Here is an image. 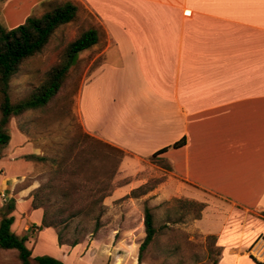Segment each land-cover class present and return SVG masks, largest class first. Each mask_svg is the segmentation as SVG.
I'll list each match as a JSON object with an SVG mask.
<instances>
[{
    "label": "crops",
    "instance_id": "0c3cea01",
    "mask_svg": "<svg viewBox=\"0 0 264 264\" xmlns=\"http://www.w3.org/2000/svg\"><path fill=\"white\" fill-rule=\"evenodd\" d=\"M65 1L0 0V27L16 28ZM79 1L106 36L79 55L93 56L104 42L102 60L81 88L85 130L129 153L121 172L131 176L185 139L158 155L169 166L162 168L166 178L143 198L205 203L195 225L217 237V264H258L251 255L264 262V0ZM11 136L0 158V209L16 201L12 230L32 256L70 264L81 247L90 264L97 255L102 264H138L144 218L121 216L75 246L60 245L55 228H39L43 209L33 208L29 189L18 188L29 170L21 156L37 152L19 130ZM143 182L134 177L116 186L105 206L115 208ZM0 264H22L18 251L0 248Z\"/></svg>",
    "mask_w": 264,
    "mask_h": 264
},
{
    "label": "trees",
    "instance_id": "16d2710c",
    "mask_svg": "<svg viewBox=\"0 0 264 264\" xmlns=\"http://www.w3.org/2000/svg\"><path fill=\"white\" fill-rule=\"evenodd\" d=\"M79 10L80 7L77 3L67 0L54 5L41 16H29L25 23L16 28H0V88L3 96L0 106V158L12 138L9 129L10 118L28 110L47 107L59 95L70 67L75 64L76 56L98 44L105 36L104 30L100 26L94 25L80 31L78 36L66 47L60 62L47 72L46 80L36 87L28 97L14 104L8 92L12 77L19 71L26 59L41 52L49 44L51 37L60 26L76 21ZM185 143V139H182L158 151L153 157L163 154L170 147L178 148ZM97 147L99 148L97 149ZM99 149L105 150L103 155H100ZM53 150L56 151H53L50 157L39 154L31 155L32 159L45 161L50 166L48 181L31 194L32 206L35 209H43L40 229L53 227L57 230L60 245L75 246L82 242L81 236L87 232L85 224L87 221L93 223L92 229H88L92 236L96 235L102 227L101 218L106 208L104 200L114 190L115 175L126 152L106 140L84 131L79 134V137L72 138L64 146ZM98 157H101L104 163L102 179L98 181L90 179L91 185L84 187L80 183L74 184L71 178L79 175L86 165H94ZM166 166L165 168L168 169V164ZM65 182L68 184L64 185ZM95 182L101 183L100 187L95 186ZM155 187L156 183L150 186L148 184L141 185L133 189L129 197H142L154 190ZM83 190L88 192L86 197L89 199H80L84 193ZM177 200L182 201L181 198ZM186 200L190 203L196 202ZM197 203L200 205L197 219H200L206 204ZM15 204L16 201L12 199L0 209V248L17 250L18 258L22 264H65L62 260L50 255L32 256V251L26 245V238L20 237L12 230L15 220L12 212L15 209ZM261 215L264 217V211L261 212ZM144 226L146 235L140 244L138 264H142L145 252L158 235L155 214L153 208L148 204H145L144 207ZM209 238L215 244L217 243L215 235H209ZM251 258L258 264H264L253 255Z\"/></svg>",
    "mask_w": 264,
    "mask_h": 264
},
{
    "label": "rangeland",
    "instance_id": "374dc122",
    "mask_svg": "<svg viewBox=\"0 0 264 264\" xmlns=\"http://www.w3.org/2000/svg\"><path fill=\"white\" fill-rule=\"evenodd\" d=\"M73 2L77 3L80 7L78 19L60 26L51 37L49 44L41 52L26 59L20 66L19 71L10 80L8 92L14 104L28 97L36 87L40 86L46 80L47 72L55 64L60 62L66 47L78 36L80 31L90 26H99L97 18L82 2L79 0H73ZM1 24L3 23L0 21V26ZM105 38L106 36H103L102 40L105 41ZM103 48L104 42H101L98 46V50L93 56L90 55L80 60L79 55L81 52L76 56L75 64L70 67L59 95L47 107L37 110H28L17 116L13 115L10 118V132L12 130H19L22 132L27 137L25 142L29 143L31 148L35 149L37 152H29L21 156L22 160L29 164V170L27 175H25L18 184V188L29 189L30 197L31 194L42 184L46 183L50 177L49 163L45 161H36L31 158V155L39 154L50 157L52 152L56 151L53 149H58L59 146H64L68 140L79 137L82 131L87 132L82 124L79 110L80 93L83 82L101 62L102 57L98 54ZM92 60L93 63H91ZM2 98L3 96L0 88V106ZM81 146L85 147L83 145ZM98 148L99 147H97V149ZM104 152L105 150L101 149L100 155H103ZM129 155L130 154L126 152L123 159ZM121 163L115 175L114 189L118 185L131 182L134 177L137 180L143 179L144 182L141 185L148 184L149 186L155 183L157 186L159 182L166 178L165 170L162 168H165L167 163L158 156L149 157L145 162V167H143L136 176L123 173V171L121 172ZM103 165L104 163L101 157H98L94 165H86L79 175H75L71 178L73 183H80L82 187H84L85 185H91L90 179H96L95 181L102 179ZM126 170L132 171V168ZM67 184L68 183L65 182L64 185ZM100 184L99 182H95V186L100 187ZM87 193V191H84L80 199H89L86 197ZM130 193L124 196L122 200L117 201L115 203V208L112 207L110 209L105 206V212L101 218L102 227L96 235L92 236L88 232V229H92L93 223L89 221L85 223L87 232L82 234V242L89 241L99 236L105 224L119 222L121 216H123L124 219L126 217H131L133 222H139V220L144 218V207L145 204H148L153 208L155 214L158 235L145 252L142 264H216L221 249H219L217 243L215 244V242L209 238V235H205L200 228L195 225L200 213V205L197 202L190 203L186 200L187 198L184 197L181 198L182 201H179L177 200L179 197H174L170 200L162 201L157 205H153V198L151 196L143 198L144 195L139 197L142 198V200L138 202L137 205L131 203L129 206H122L121 208L119 202L132 198L129 197ZM206 197L211 198L208 195H206ZM119 208L120 210L117 211ZM75 223H78V221H75ZM145 235L144 231V236L140 239V244L144 240ZM104 239L107 242L113 241V238H109L107 235ZM80 249L81 247L74 250L71 257L73 260L70 261L71 263L69 262L70 264H90L87 255L83 257L80 254ZM81 257L83 258L80 259ZM100 259L101 256L97 255L95 264H102Z\"/></svg>",
    "mask_w": 264,
    "mask_h": 264
}]
</instances>
